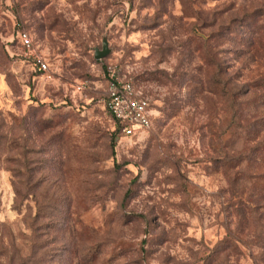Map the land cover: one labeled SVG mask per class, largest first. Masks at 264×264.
Instances as JSON below:
<instances>
[{
	"label": "rangeland",
	"instance_id": "obj_1",
	"mask_svg": "<svg viewBox=\"0 0 264 264\" xmlns=\"http://www.w3.org/2000/svg\"><path fill=\"white\" fill-rule=\"evenodd\" d=\"M0 264H264V0H0Z\"/></svg>",
	"mask_w": 264,
	"mask_h": 264
},
{
	"label": "built area",
	"instance_id": "obj_2",
	"mask_svg": "<svg viewBox=\"0 0 264 264\" xmlns=\"http://www.w3.org/2000/svg\"><path fill=\"white\" fill-rule=\"evenodd\" d=\"M18 41L27 50L26 56L32 58L37 70L49 74V67L42 56L34 52L33 39L29 32H18ZM108 92L104 104L120 130L126 137H134L149 131L153 126V109L150 99L138 90L133 81L123 78L117 66L108 67ZM87 89L86 84L78 85V91Z\"/></svg>",
	"mask_w": 264,
	"mask_h": 264
},
{
	"label": "water",
	"instance_id": "obj_3",
	"mask_svg": "<svg viewBox=\"0 0 264 264\" xmlns=\"http://www.w3.org/2000/svg\"><path fill=\"white\" fill-rule=\"evenodd\" d=\"M110 53H111V49L109 48V43L105 39L103 41L102 48H96L95 49V59L96 60H103L104 58L109 56Z\"/></svg>",
	"mask_w": 264,
	"mask_h": 264
},
{
	"label": "trees",
	"instance_id": "obj_4",
	"mask_svg": "<svg viewBox=\"0 0 264 264\" xmlns=\"http://www.w3.org/2000/svg\"><path fill=\"white\" fill-rule=\"evenodd\" d=\"M246 92H241V91H236L235 92V94H234V96L236 97V98H242V97H245L246 96V94H245ZM116 131L117 132H119V134H120V130H119V128H118V126L116 125Z\"/></svg>",
	"mask_w": 264,
	"mask_h": 264
}]
</instances>
